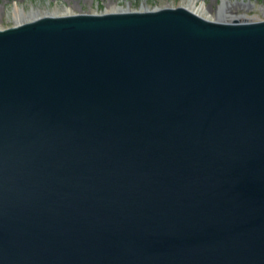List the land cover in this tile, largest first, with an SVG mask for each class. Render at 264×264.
I'll use <instances>...</instances> for the list:
<instances>
[{
    "label": "water",
    "instance_id": "obj_1",
    "mask_svg": "<svg viewBox=\"0 0 264 264\" xmlns=\"http://www.w3.org/2000/svg\"><path fill=\"white\" fill-rule=\"evenodd\" d=\"M0 264H264V20L0 29Z\"/></svg>",
    "mask_w": 264,
    "mask_h": 264
},
{
    "label": "rangeland",
    "instance_id": "obj_2",
    "mask_svg": "<svg viewBox=\"0 0 264 264\" xmlns=\"http://www.w3.org/2000/svg\"><path fill=\"white\" fill-rule=\"evenodd\" d=\"M189 0H0V29L14 26L12 10L14 3L25 12L31 9L38 11L40 16L52 13H64L66 9L73 14L90 13L101 14L110 4L131 11L155 10L158 8L186 7ZM202 4L209 20H216L217 11L223 10L226 16H239L243 20H264V0H196V6Z\"/></svg>",
    "mask_w": 264,
    "mask_h": 264
},
{
    "label": "bare ground",
    "instance_id": "obj_3",
    "mask_svg": "<svg viewBox=\"0 0 264 264\" xmlns=\"http://www.w3.org/2000/svg\"><path fill=\"white\" fill-rule=\"evenodd\" d=\"M186 8H188L189 10L194 12L195 14H197L203 18H206L204 16V14L206 13L205 7L202 4H200L197 7L196 6V0H189ZM144 11H151V10L145 9ZM105 12H108V13H110V12H131V10L130 9H122L120 7H116V5H114V4L113 5L110 4V6L106 8ZM70 14L73 15L72 10H70V9H66L65 12L61 13V14H59L57 9H55L52 13H46L45 15L57 16V15H70ZM12 17H13L15 24H20V23L28 22L34 18L40 17V15L38 14V11H36L34 9H31L29 12H25L23 8L18 7L17 4L14 3L13 10H12ZM241 18H243V17L226 16L223 13V10H218L216 21H220V22H234V21L243 22V21H246V20H243Z\"/></svg>",
    "mask_w": 264,
    "mask_h": 264
}]
</instances>
